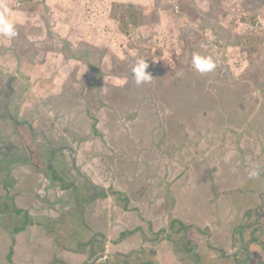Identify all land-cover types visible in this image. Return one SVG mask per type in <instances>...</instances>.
I'll list each match as a JSON object with an SVG mask.
<instances>
[{
	"label": "rangeland",
	"instance_id": "374dc122",
	"mask_svg": "<svg viewBox=\"0 0 264 264\" xmlns=\"http://www.w3.org/2000/svg\"><path fill=\"white\" fill-rule=\"evenodd\" d=\"M1 1L15 16L18 35L11 43L0 38V79L7 73L15 76L20 118L34 121L46 114L63 122L56 125L50 139L53 142V137H61L65 129L75 151L76 167L91 168L92 174L109 182L114 179L109 195L119 192L126 196L119 181L122 171L137 176H130L126 183H142L134 194L140 200L132 196L134 184L128 190L131 197L124 212L116 200L108 198L94 211L79 209L62 217L52 237L63 243L76 230V244H81L79 240L91 237L84 225L96 224L106 227L111 241L124 239L127 233L139 241L170 235L169 240L172 237L175 242L180 237L178 224L169 227L170 221L176 220L174 214L197 224L206 221L215 208L207 203L204 185L197 182L205 173L196 168L198 159L212 166L211 156L218 144L228 155L234 135L244 138L249 123L259 121L263 112L264 0H157L153 13L148 14L146 6L134 7L131 18L126 5L118 7L111 2L107 19L99 27L101 36L91 38L85 35V26L96 16L91 7L76 4L72 8V0ZM134 19H143L145 28L137 29ZM107 32L121 34V40L116 43L114 35ZM193 53L212 56L216 69L205 75L194 72ZM137 58L147 60L153 78L150 83H134L131 70ZM237 142L244 144V139ZM41 149L47 157L45 147ZM124 149L128 155L132 149L138 154L124 159L120 157ZM58 159L55 168L58 162L71 171L67 152ZM71 172L70 179L77 180ZM188 175L192 183L187 191L182 186ZM142 176L150 177L151 182L159 177L172 180L170 184H150L142 182ZM147 194L152 202L157 197L174 198L167 204L172 212L166 215L159 199L156 204L147 203ZM16 203L19 211L27 209V200L17 199ZM31 213L41 223V212ZM47 228L49 236L35 226L15 234L16 259L23 256L24 264H33L35 259L39 262L58 256L69 264L71 256L61 253L58 242L47 249L54 234L52 224ZM139 230L142 237L137 235ZM9 243H0V264L6 262ZM64 245L73 248L75 243L71 240Z\"/></svg>",
	"mask_w": 264,
	"mask_h": 264
},
{
	"label": "flooded vegetation",
	"instance_id": "af4514ba",
	"mask_svg": "<svg viewBox=\"0 0 264 264\" xmlns=\"http://www.w3.org/2000/svg\"><path fill=\"white\" fill-rule=\"evenodd\" d=\"M15 80L12 73H7L0 79V243L10 241L6 245L10 250L5 255V264H24L22 253L18 255L22 257L16 259V249L13 248L16 241L13 236L28 232V226L38 227L42 235L49 236L47 225H53L54 234L50 236L52 243L49 244L50 247L46 246L50 251L53 243L58 242L52 236L55 235V229L62 217H67L79 209L94 211L98 206L102 207V202L108 201V198L116 200L119 203L118 208L124 212L131 195L127 194L128 190L134 184L135 192L132 196L140 200L141 197L134 194L140 191L142 185L133 183L137 181L126 183L125 180L131 178L130 176H137L122 171L119 181L126 196L119 192L109 195L107 190L114 183V179L109 182L104 178L107 181L104 182L103 178L92 174L91 168L86 170L76 167L75 151L69 144L65 129L61 130L64 133L61 137H53L55 142L50 139L56 125H62L63 122L58 118L49 119L46 114L34 121L28 120L26 116L20 118L23 116L18 109L21 97L18 96ZM260 114L259 121L248 122V131L244 138H240L244 139V144L238 143L240 139L234 135L228 155L224 146L216 145V153L211 156L214 163L212 166L205 159H198L196 168L205 173L197 177V182L204 185L203 194L207 197V203L210 207L214 206L215 210L211 208L212 213L208 219L198 224L191 218L180 219L174 214L176 220L170 221L169 227L173 223L178 224L180 237L177 241L174 242L172 237L169 240L170 235H165L162 240L143 238L139 241L129 238L128 236L134 235L127 236V233H124L126 238L111 241L105 226L85 224L83 229L91 239L79 240L81 244H76L78 238L77 231L74 230L70 233V240H62L63 243L59 241L56 247L62 249L61 253L71 256L69 264H264V108ZM133 125L135 128L136 124ZM257 125L260 128L256 129ZM42 147H45L47 157ZM64 152L68 154L71 171L77 180L70 179L71 171L62 163L61 167L60 163H56L57 170L54 166ZM128 152L129 155L125 149L120 151V157L127 159L128 156L138 154L134 149ZM227 160L230 161L229 165ZM257 165L260 175L249 179L248 171ZM23 168L26 170L21 171ZM119 170L120 167L118 172ZM38 176L42 179H38ZM154 179L155 182H151L150 177L142 176L141 181L170 184L172 180L160 177L157 181V178ZM191 181L192 176H184L182 188L188 191ZM55 183L57 185L54 188ZM145 196L147 203L156 204L159 199L160 207L167 211L166 215L172 212L167 204L174 198L169 197L170 201H167L163 197H157L152 202L149 194ZM17 199L28 201V211L17 209ZM32 211L41 212L38 215L41 223L36 222ZM10 231L11 235L8 234ZM140 231L137 235L142 237ZM153 231L156 232L155 229ZM71 240L75 243L73 248L64 245ZM57 257L40 259L39 262L35 259L33 264H67L61 257Z\"/></svg>",
	"mask_w": 264,
	"mask_h": 264
},
{
	"label": "clouds",
	"instance_id": "9594fccd",
	"mask_svg": "<svg viewBox=\"0 0 264 264\" xmlns=\"http://www.w3.org/2000/svg\"><path fill=\"white\" fill-rule=\"evenodd\" d=\"M18 35L15 27V21L12 19L11 10L2 2H0V38L6 42L11 41ZM147 60L137 58L132 67V78L136 86L150 83L153 78L150 72L147 71L149 65ZM217 67V62L212 56H202L199 53H193L191 57V68L194 72L205 75L213 72ZM260 175L259 166H254L248 171V178H257Z\"/></svg>",
	"mask_w": 264,
	"mask_h": 264
},
{
	"label": "crops",
	"instance_id": "0c3cea01",
	"mask_svg": "<svg viewBox=\"0 0 264 264\" xmlns=\"http://www.w3.org/2000/svg\"><path fill=\"white\" fill-rule=\"evenodd\" d=\"M155 1H157V0H74V1L72 0L71 7L73 8L77 4L79 8L91 7L93 9V11H95L96 16H94V18H93V16H91L94 19V21H89L90 24L88 26H85V28L87 29V31H85V35H89V37L91 38L94 35H97V37L101 36L102 28H99V27H101L104 24V21L107 19V18H105V16H107V13H108L107 7L110 5L111 2H116L115 4L118 7L120 5H122V6L126 5L125 6L126 9H127V11L129 9L128 13H130V15H128V16L131 18V16L134 15L133 14L134 7H144V6H146V8L148 9V14L153 13L152 10H154L156 8L155 6L158 5L157 2L155 3ZM159 1L163 2V1H168V0H159ZM170 1H172L174 3H177L178 0H170ZM1 2L3 3V1H1ZM46 3H47V1L45 2V4ZM86 3H88V5H86ZM3 4H5L7 6L6 3H3ZM47 7L51 9L50 5H48ZM55 9H56V7L53 6L52 12ZM163 12L164 11L162 10L161 14ZM145 14L143 16L146 17ZM161 14H160V16H161ZM52 15H53V13H52ZM164 15H165V13L162 16H164ZM14 17L15 16L12 15V19H14ZM133 21H134V24L138 25L137 29L145 28L142 25V24L145 23V21L143 19H137V20L134 19ZM95 27H96V30H95ZM106 34L109 35V36H113L114 35L113 38L116 40V43H118L119 40H121V38H120L121 34H119V33L118 34H114L112 32L110 34L109 32H107Z\"/></svg>",
	"mask_w": 264,
	"mask_h": 264
}]
</instances>
